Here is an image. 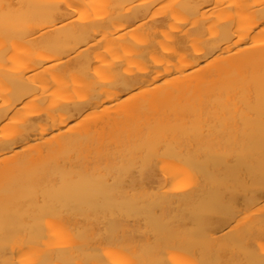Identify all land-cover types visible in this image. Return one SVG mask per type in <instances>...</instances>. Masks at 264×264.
<instances>
[{"label": "bare ground", "instance_id": "obj_1", "mask_svg": "<svg viewBox=\"0 0 264 264\" xmlns=\"http://www.w3.org/2000/svg\"><path fill=\"white\" fill-rule=\"evenodd\" d=\"M0 264H264V0H0Z\"/></svg>", "mask_w": 264, "mask_h": 264}]
</instances>
